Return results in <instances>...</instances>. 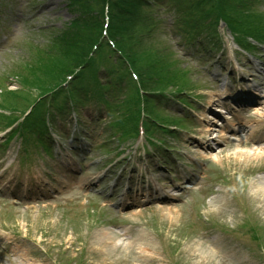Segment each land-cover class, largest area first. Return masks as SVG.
I'll return each instance as SVG.
<instances>
[{
	"label": "rangeland",
	"instance_id": "rangeland-1",
	"mask_svg": "<svg viewBox=\"0 0 264 264\" xmlns=\"http://www.w3.org/2000/svg\"><path fill=\"white\" fill-rule=\"evenodd\" d=\"M130 1L109 0V29L113 32L115 28L127 50L138 55L144 75L157 81L149 91L166 92L182 86L192 89L195 85V90L188 91L193 103L197 102V108L191 112L202 119L197 129L203 132L215 129L213 122L228 129L225 120L214 114L213 109L221 104L224 95L237 93L227 90L229 83L242 89L255 90L258 87L261 90L260 104L249 105L242 109L238 118L232 114L229 119L236 127L240 121L260 123L258 119H264V47L253 51L254 55L244 52L217 17L206 20V25H213L210 28L213 32L207 31L200 37L193 34L191 38L196 41L195 46L187 45L175 33L169 34L171 28H165L166 32L161 33L163 25L158 31L153 27L147 30L148 26L142 23L140 26L131 25L129 17L132 16L128 14ZM199 1L190 0L189 4L194 6ZM104 2L0 0V128L18 116L28 118L31 114L29 105L44 93H51L50 98H41L50 99L49 110L42 108L47 103L42 104L34 113V121L40 118L36 115L51 119V127H54L52 137L55 139L51 141L48 137L53 146L51 156L40 145L26 142L21 135L22 129L15 133V125L7 130L0 129V225L5 228L4 237L0 239V264H264L263 184L259 180L264 177V173L260 174L264 169L255 167L262 159L264 164V141L258 143L261 145L259 149L252 143L240 145L237 141L225 146L215 144V138L223 142L221 135L216 133L207 143L214 146L213 149L197 146L189 134L185 145L181 140L171 138L170 144L179 150L176 151L179 158H183L171 174L174 179L168 178L164 172L166 166L172 165L171 160L165 165L158 164L155 159L157 150L148 147L153 154L150 156L140 145L141 152H137L136 157L149 158L150 169L156 171L154 177L175 186V197L165 203L142 206L136 203L137 200H125L119 206L114 199L99 193L96 185L99 168L90 167L97 156L103 164L107 161H112V164L124 156L117 153L116 139L105 141L108 125L113 119L107 103L98 104L91 100L69 115L58 110L53 118L54 106L63 102L66 99L64 95L71 91L64 90L60 96L53 93L55 91H48L56 85L58 87L64 77L77 68V60L82 62L85 54L92 51L90 44L101 41ZM217 3L219 9L210 7L220 12L240 32L255 30V17L264 23V0L256 7L253 5L250 17L244 19L240 17L242 11L234 0H217ZM77 7L84 10L82 17L76 16ZM152 10L153 17L165 19L166 25L172 26L171 14L166 8L160 9L156 5ZM209 14L214 13L210 11ZM209 32L220 38L218 41L222 47H209L210 52L199 51L197 43L212 40L206 36ZM102 47L100 45L96 51L93 50L92 59L95 58L104 72L116 52ZM154 57H161L163 65L160 69L150 67ZM167 65H172L173 70L179 69L182 77L167 79L164 76ZM184 67L190 70L188 76L183 73ZM150 71H159L158 78L146 73ZM236 73L241 75L231 78ZM69 81L64 82L67 84ZM115 96L116 93H111L110 98ZM113 102L116 100L110 103ZM174 105L177 108L173 107L174 113L184 107L177 102ZM71 117L76 120L72 121ZM80 130L92 138L89 142L97 147L71 155V148L77 144L75 134ZM106 145L108 147L104 150ZM138 145L129 140L127 146H121L119 150L128 147L127 152L131 153L134 148L136 152ZM238 151L245 153L235 157ZM254 154L261 155L256 158ZM194 159H198L200 164H195ZM75 161L82 164L83 172ZM141 161L138 159L134 164L139 170L145 166ZM2 162L11 165L6 172L2 171ZM201 162H208L209 166L202 167ZM248 167L250 172L244 171ZM211 172L219 175L212 176ZM187 177L193 182L189 193L180 187ZM138 181L139 175L135 174L134 183H131L134 188L138 187ZM245 188L246 191L242 192ZM12 189L18 195L10 193ZM119 194L123 200L131 197L121 188ZM126 203L134 204L128 206ZM256 218L260 244L254 239L250 225L247 226L248 219L254 222ZM214 222V226L209 225Z\"/></svg>",
	"mask_w": 264,
	"mask_h": 264
},
{
	"label": "trees",
	"instance_id": "trees-1",
	"mask_svg": "<svg viewBox=\"0 0 264 264\" xmlns=\"http://www.w3.org/2000/svg\"><path fill=\"white\" fill-rule=\"evenodd\" d=\"M220 1H228V0H220ZM234 2L236 4V6L242 11L241 15H240L241 18L250 17L249 13H251V10L253 9L252 8L253 4H251V8H250V4L249 3H251L252 0H250V1L249 0H234ZM147 7H148V0H131L129 2V4H128V14L130 16H132V18L129 17V21H131V25L140 26V24L142 23L143 26H148L147 30L151 29V27L155 28L156 26L159 25L160 19H158L156 17H153L150 14H148L149 12H146ZM241 7L243 9H241ZM174 8L176 9V7H174ZM76 11H77L76 12L77 15L80 16V15L83 14L84 10L81 9V7H77ZM173 11L176 12L177 10H173ZM177 14H178V16H180V19H181V20H178V21L180 23L179 27L182 28V31H184V32H191L192 30L195 31L194 28H190V27L187 26V24H189L190 21H191L190 18H187L186 16H184L182 14V12H180V11H178ZM255 22H259V20L256 19V17H255ZM254 25H255V27L258 26V24H256V23H254ZM251 32L252 31L248 30L247 33H251ZM253 32H259L258 34H256V36L258 38H261L263 36L262 33H264V28L260 29V30H255ZM111 34H112L113 37H115V38L117 37L118 38V40H116L117 44H119V47L121 48L122 52L124 53V56L126 57V59H128L129 63L133 66L134 69H136L137 71L139 70L140 75L142 77V81H143L144 87L146 89H149L150 87H152V84L156 83L157 81L154 82L153 79H149L148 77H146L144 75V73H143V71L141 69V66H139L138 55L136 53H134V52H131L130 50H127V48L122 43V41H124V40H122V41L120 40V38L118 37L119 35L117 34V30L115 28L113 29V32H111ZM92 44H90L89 48L91 47ZM132 51H133V49H132ZM85 59L87 60V54H85V57H84V59H82V62H80V60H77L76 63L78 64V66L83 64ZM160 61H161V57H154L153 62L150 64L151 69H160L162 67V65H163ZM157 62H159L160 64H156ZM165 69L166 70H165L164 76L167 79H169V80H174V79H176V77L178 79L181 76V71H179V69L173 70L172 69V65L170 67H168V65H167V67H165ZM124 73H127V72H124ZM146 73H148L150 75H153L155 78H158L157 75L159 74V71H156V72L150 71V72H146ZM183 73L185 75V72H183ZM175 74H177V75H175Z\"/></svg>",
	"mask_w": 264,
	"mask_h": 264
},
{
	"label": "bare ground",
	"instance_id": "bare-ground-1",
	"mask_svg": "<svg viewBox=\"0 0 264 264\" xmlns=\"http://www.w3.org/2000/svg\"><path fill=\"white\" fill-rule=\"evenodd\" d=\"M235 154L240 155V154H242V152H236ZM262 184H263V188H262L263 197L261 198V203H262L261 207L264 209V180H263Z\"/></svg>",
	"mask_w": 264,
	"mask_h": 264
}]
</instances>
